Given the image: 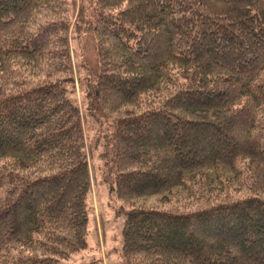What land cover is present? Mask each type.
I'll list each match as a JSON object with an SVG mask.
<instances>
[{"label": "trees", "instance_id": "obj_1", "mask_svg": "<svg viewBox=\"0 0 264 264\" xmlns=\"http://www.w3.org/2000/svg\"><path fill=\"white\" fill-rule=\"evenodd\" d=\"M91 148L123 264H264V0H0V264L88 248Z\"/></svg>", "mask_w": 264, "mask_h": 264}, {"label": "rangeland", "instance_id": "obj_2", "mask_svg": "<svg viewBox=\"0 0 264 264\" xmlns=\"http://www.w3.org/2000/svg\"><path fill=\"white\" fill-rule=\"evenodd\" d=\"M106 124V123H105ZM88 145L92 147V131L87 129ZM93 184L88 201L89 223L86 234L88 248L73 253L59 264H123L121 258L122 230L125 210L131 205L116 197L110 181H104L107 172L97 158V151L91 148ZM110 180V179H109ZM160 195H153L135 201L134 206H153Z\"/></svg>", "mask_w": 264, "mask_h": 264}]
</instances>
